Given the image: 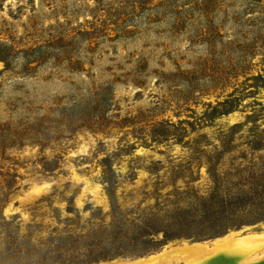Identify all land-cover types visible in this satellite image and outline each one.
Returning <instances> with one entry per match:
<instances>
[{"label": "rangeland", "instance_id": "rangeland-1", "mask_svg": "<svg viewBox=\"0 0 264 264\" xmlns=\"http://www.w3.org/2000/svg\"><path fill=\"white\" fill-rule=\"evenodd\" d=\"M245 228H264V0H0V264Z\"/></svg>", "mask_w": 264, "mask_h": 264}, {"label": "bare ground", "instance_id": "bare-ground-1", "mask_svg": "<svg viewBox=\"0 0 264 264\" xmlns=\"http://www.w3.org/2000/svg\"><path fill=\"white\" fill-rule=\"evenodd\" d=\"M264 264V228L230 232L211 242L168 247L135 260L116 259L100 264Z\"/></svg>", "mask_w": 264, "mask_h": 264}]
</instances>
